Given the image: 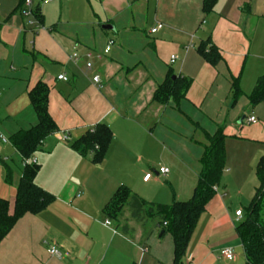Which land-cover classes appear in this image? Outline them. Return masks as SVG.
<instances>
[{
	"label": "crops",
	"instance_id": "1",
	"mask_svg": "<svg viewBox=\"0 0 264 264\" xmlns=\"http://www.w3.org/2000/svg\"><path fill=\"white\" fill-rule=\"evenodd\" d=\"M29 1L32 14L24 17L19 0H0V136L7 140L0 141V199L12 213L23 164L8 139L36 124L28 93L43 82L57 132L32 158L39 165L36 185L55 200L15 223L0 242V264H172V238L161 235L157 221L142 226L124 209L132 231L123 236L103 208L118 188L152 204L188 201L205 136L222 126L225 167L182 264H236L239 259L245 264L235 229L257 186L255 167L264 154V138H226L225 125L237 119L238 125L264 122V102L251 109L245 97L264 71L247 90L240 78L250 58L260 59L258 45L264 48V25L258 26L264 21V0H218L208 14L201 0H88L95 5L80 16H71L74 0ZM159 24L162 28L150 34ZM207 40L220 52L216 67L196 51ZM73 54L76 60L70 59ZM169 74L191 80L178 105L152 100ZM231 78L239 79L244 95L236 103ZM250 116L256 124L247 122ZM98 124L110 131L111 141L102 162L93 164L70 146ZM161 168L167 174H160ZM237 211L241 218L235 217ZM51 247L59 258L49 255ZM224 248L233 251V260L220 257Z\"/></svg>",
	"mask_w": 264,
	"mask_h": 264
},
{
	"label": "trees",
	"instance_id": "2",
	"mask_svg": "<svg viewBox=\"0 0 264 264\" xmlns=\"http://www.w3.org/2000/svg\"><path fill=\"white\" fill-rule=\"evenodd\" d=\"M24 5L26 0H19ZM202 11L212 12L218 0H201ZM37 19L38 11L34 13ZM198 55L210 66L216 67L221 61L220 52L211 45L209 40L197 47ZM233 103H236L243 93L239 89V79L229 81ZM191 86V80L168 75L165 81L157 86L152 100L161 105L172 100L176 105L185 99ZM49 87L38 82L28 93L30 105L36 116V124L27 130H19L8 139L9 144L19 154L21 160L31 159L38 152L46 137L57 132V128L47 109ZM248 106L254 109L264 102V73L259 76L250 94L245 96ZM207 145L199 160L200 171L197 184L191 198L186 202H175L171 205L152 204L142 200L128 189L118 188L113 197L103 208V215L114 223L115 230L123 236H130L131 229L123 217L126 209L129 217L137 224L144 226L157 221L163 234H169L173 242L172 264H182L190 237L206 204L214 195L213 188L220 183L225 167L224 127H218L212 136L206 135ZM111 133L103 124L96 125L92 131L86 132L70 149L81 157L90 156L93 164L102 162ZM39 170L38 164L23 166L22 175L16 188L12 213H9V203L0 199V242L11 231L15 223L23 216L38 215L55 200L53 195L44 191L35 183ZM9 175V170L6 169ZM257 186L254 195L246 209L244 220L236 226V234L240 240L245 264H264V154L255 167ZM165 224V225H163Z\"/></svg>",
	"mask_w": 264,
	"mask_h": 264
},
{
	"label": "rangeland",
	"instance_id": "3",
	"mask_svg": "<svg viewBox=\"0 0 264 264\" xmlns=\"http://www.w3.org/2000/svg\"><path fill=\"white\" fill-rule=\"evenodd\" d=\"M71 7V16H80L83 12H88V8L90 6H94L91 1L88 0H74V3H72ZM89 5V6H88ZM51 6V5H49ZM87 6V7H86ZM56 8H50V12L52 14H55ZM264 25V21L262 23H259L258 26ZM257 26V27H258ZM263 45V44H262ZM258 51L260 52V59H249L247 65L245 63L243 70H242V75H241V80H242V89L247 90L250 89L253 85L254 82V77L261 75L262 72L264 71V48L261 50V45H258ZM259 54V53H258ZM91 66V65H89ZM237 120L234 121H228L226 120V138H231L233 135L236 137H248V138H253V139H262L264 138V122L259 119L258 124L256 126H249L245 124L244 122L241 125L237 124ZM240 133V134H239ZM232 140V139H228ZM259 146L255 147L254 149H258ZM225 150V149H224ZM252 153V151L250 152ZM124 211V209H122ZM12 212V208L10 210ZM125 212L127 210L125 209ZM264 212V211H263ZM148 221V224H150V221ZM236 264H243V259H239Z\"/></svg>",
	"mask_w": 264,
	"mask_h": 264
},
{
	"label": "built area",
	"instance_id": "4",
	"mask_svg": "<svg viewBox=\"0 0 264 264\" xmlns=\"http://www.w3.org/2000/svg\"><path fill=\"white\" fill-rule=\"evenodd\" d=\"M46 1H47V2H51V1H53V0H46ZM24 7H25V11H24V13H23V16H24V17L31 16L32 13H31V11H30V9H29V7H30V1H29V0H26V1L24 2ZM161 28H162V25H160V24L157 25L156 27H154L153 29L150 30V34H155V33H156L157 31H159ZM112 45H113V43H112V41H110V42L108 43V45L106 46L104 52L107 53V52L110 50V47H111ZM76 58H77V55H76V54H73V55L70 57L71 60H76ZM173 60H174V57H171V62H172ZM87 68L90 69V66L88 65ZM57 79H58V80H61V81H64V82L67 81V79H66L64 76H58ZM92 82L95 83V84H98V83H99V79H98V77H93V78H92ZM247 122H248L249 124H256L257 120H256V118H255L254 116H250V117L247 119ZM66 139H67L66 137H62V140H63L64 142L66 141ZM0 141H1L2 143H7V140H5L2 136H0ZM22 164H23V166H24V165H26V164H37V163H36V160H35L34 158H31V159H29V160H24V161H22ZM167 172H168V170L165 169V168H161V169H159V173H160V174L165 175V174H167ZM149 178H150V175H146V176L144 177L143 181L146 182ZM213 191H214V193L216 192V187L213 188ZM235 217H237V218H241V217H242V212H241V211H237V212H235ZM105 225L109 226L110 224H109V222H105ZM163 225H165V224H163ZM48 253H49L50 256H53V257H56V258H59V257H60V252H59L58 250H56L54 247L49 248ZM219 255H220V257H221L222 259H225V260H227V261H231V260H233V251H232L230 248H224V249H222V250L219 252Z\"/></svg>",
	"mask_w": 264,
	"mask_h": 264
},
{
	"label": "water",
	"instance_id": "5",
	"mask_svg": "<svg viewBox=\"0 0 264 264\" xmlns=\"http://www.w3.org/2000/svg\"><path fill=\"white\" fill-rule=\"evenodd\" d=\"M102 29H103V30H112V28L109 27V26H104ZM172 79H174V78H172ZM161 235H163V233H161Z\"/></svg>",
	"mask_w": 264,
	"mask_h": 264
}]
</instances>
